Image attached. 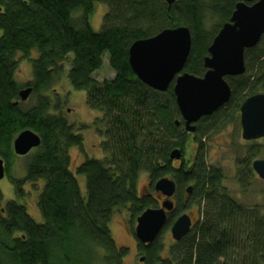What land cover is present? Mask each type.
<instances>
[{
    "label": "trees",
    "instance_id": "1",
    "mask_svg": "<svg viewBox=\"0 0 264 264\" xmlns=\"http://www.w3.org/2000/svg\"><path fill=\"white\" fill-rule=\"evenodd\" d=\"M237 2L178 0L170 6L165 0H0V159L7 162L5 170L18 198L26 194L24 184L44 182L37 202L43 223L15 201L0 215V264H94L100 254L105 264H124L128 252L117 246L110 221L120 210L130 212L136 222L145 210L157 208L154 186L162 178L178 184L176 209L168 214L165 227L186 212L191 204L186 201L193 197L198 198L200 221L174 242L166 258L159 237L148 247L139 243L147 264H264V211L230 197L224 173L207 165L203 142L228 116L234 119L246 99L264 94V35L255 48L246 50L245 74L227 78L232 88L228 104L201 119L194 133L185 129L174 84L166 92L156 91L129 63V50L137 40L187 26L192 47L185 72L203 77L208 48L219 32L206 30L207 15L223 25ZM97 4L108 7L99 33L91 26ZM106 54L115 77L99 82L94 74ZM19 55L32 61L33 79L25 88H32L36 103L29 108L22 106L24 87L14 79ZM66 65L71 86L85 91L88 107L102 116L96 125L103 159L87 160L78 170L86 178V198L69 156L71 148L83 149L84 138L77 126L55 113L59 102L54 107L47 95L64 76ZM26 130L36 133L41 145L20 180L11 177L13 146ZM189 148L191 161L186 158ZM176 149L183 153L177 167L170 159ZM246 171L251 172L250 162ZM144 173L149 183L139 192ZM188 185L194 186L192 194L182 199Z\"/></svg>",
    "mask_w": 264,
    "mask_h": 264
},
{
    "label": "water",
    "instance_id": "2",
    "mask_svg": "<svg viewBox=\"0 0 264 264\" xmlns=\"http://www.w3.org/2000/svg\"><path fill=\"white\" fill-rule=\"evenodd\" d=\"M178 0H166L173 5ZM235 10L210 47L204 60L206 73L197 77L185 72L191 47L192 33L187 26L166 28L157 35L134 42L129 50V63L134 74L147 86L166 92L174 84L176 103L189 133L196 131V124L204 117L212 116L231 99L230 77L245 74L246 50L255 48L264 35V0H237ZM32 88L20 91V99L26 101ZM243 139L264 138V94H257L244 101L240 109ZM180 121L176 122L180 126ZM41 145V138L31 130L23 131L14 141L16 155H28ZM183 153L176 149L170 159L181 161ZM254 171L264 180V160L253 163ZM5 162L0 159V180L5 177ZM154 190L166 197L161 207L145 210L137 220L135 236L139 243H154L166 226L168 214L174 211L173 197L177 185L173 179L162 178ZM193 186L187 188L191 194ZM192 228L191 217L180 216L171 227L176 242L186 237Z\"/></svg>",
    "mask_w": 264,
    "mask_h": 264
},
{
    "label": "rangeland",
    "instance_id": "3",
    "mask_svg": "<svg viewBox=\"0 0 264 264\" xmlns=\"http://www.w3.org/2000/svg\"><path fill=\"white\" fill-rule=\"evenodd\" d=\"M95 8V13L91 18V26L95 32L99 33L102 30L104 17L108 12V7L103 4H97ZM206 19L207 31H215L216 29L220 30L223 26L221 25L220 19L214 18L209 14ZM1 35L2 31H0V37ZM18 60L19 65L14 79L20 84V86L26 89L27 87L25 88V86L33 79L32 61L30 62L29 59H26L21 55L18 56ZM103 60V67L94 74L95 79L99 82L111 80L115 77V72L109 64L108 54H106ZM69 69L70 67L66 65L64 76L59 79L47 95L52 99L54 107L57 102H59L58 111H55V113H61L70 124L77 126L78 133L82 134L84 138L83 149L80 150L78 147H73L69 150V156L70 169L75 174L82 196L86 198V178L78 175L77 169L83 159H103L102 157L104 154L101 148L103 139L98 132L96 125V121L101 119L102 116L99 112L91 110L88 107L86 101L87 93L85 91L75 90L71 86L67 78V72ZM35 103V98L30 96L26 101L22 102V106L24 108H29ZM226 119V124H224L217 132L211 130L208 135L203 138L205 150L207 152V165L217 169L219 168L224 173V186L228 189L230 197L235 199L238 204L247 208L259 207L260 210L264 211V180H262L254 170H252V172L246 171L248 161H254L255 159L264 160V138L252 141H246L243 139L240 111H238L233 121L230 116ZM228 121H232V123H228ZM202 128L204 127L202 126ZM205 129H207V127H205ZM35 149L25 156L15 154L11 169L12 178L20 180L25 179L27 163L30 160V156L35 152ZM250 149L251 151H249ZM191 156L192 153L189 148L188 154L186 155L188 161H191ZM6 165L7 162H5V169ZM5 174V177L0 180V215L4 213V209L9 202L15 201L25 205L29 215L37 223H43L44 220L38 209L37 202L39 195L43 190L44 182L37 184L39 188L29 183L24 184L23 189L26 194L23 198H18L14 185L8 177L6 170ZM148 183V175L145 173L142 174L138 181V191H145ZM244 183L247 184L246 188L242 186ZM177 198L178 195L175 197L176 202ZM181 198H185V195L182 194ZM193 198L186 201L187 206L190 203L191 204L185 213L190 214L196 223L200 221V206L198 204V198ZM180 202L181 204L185 203L182 200L179 201V203ZM160 205L161 204H158V207ZM181 215L182 212L176 217V219ZM172 226L165 227L160 233L158 239V245L162 246L163 257L165 258L169 254V248L175 242L171 234ZM109 227L117 246L127 249L128 253L124 258V264H141L140 259L143 257L142 255H138L134 260H131L136 253L134 238L136 222H132L130 212L125 210L116 212L110 221ZM94 264H105L102 260L101 254L100 258H98Z\"/></svg>",
    "mask_w": 264,
    "mask_h": 264
},
{
    "label": "flooded vegetation",
    "instance_id": "4",
    "mask_svg": "<svg viewBox=\"0 0 264 264\" xmlns=\"http://www.w3.org/2000/svg\"><path fill=\"white\" fill-rule=\"evenodd\" d=\"M238 3V2H237ZM230 20V19H229ZM229 22V21H228ZM227 23V22H226ZM224 25V24H223ZM222 28V27H221ZM220 31V30H219ZM216 37V36H215ZM214 37V38H215ZM242 106V105H241ZM240 109H241V107H240ZM234 111V110H233ZM233 113V112H232ZM238 113V112H237ZM236 116V115H235ZM232 121H233V119H232ZM232 121L230 122V121H228V123H232ZM240 121H241V119H240ZM247 141V140H246ZM252 147V146H251ZM79 148V147H78ZM253 148V147H252ZM251 148V149H252ZM80 149V148H79ZM251 149L249 150V151H251ZM81 150V149H80ZM87 160H96V159H88V158H86L85 160L83 159V161H82V163L79 165V168L77 169V173H78V170L80 169V167L87 161ZM257 159H255L254 161H248V162H255ZM5 162V161H4ZM253 163H251V172H252V170H254V168H253ZM174 164H175V166L177 167L179 164H180V161H176V162H174ZM78 175H80V176H82L81 174H78ZM176 185H177V192H176V194L174 195V197H173V202H174V205H175V207H174V210L176 209V205H177V202L175 201V197L177 196V193H178V184L176 183ZM189 186H192V185H188V186H186L185 188H184V194H185V197L186 198H188L187 196H190L191 194H188L187 193V188L189 187ZM193 188H194V186H193ZM157 195H159L158 196V202H159V204H161L162 205V203L165 201V199H166V197L165 196H163L161 193H156ZM161 205L159 206V207H161ZM184 214H187V215H189L190 217H191V215L190 214H188V213H183L182 215H184ZM181 215V216H182ZM179 218V217H178ZM177 218V219H178ZM137 220H138V218L136 219V226H137ZM191 220H192V228L195 226V220L191 217ZM176 221V220H175ZM175 223V222H174ZM173 223V224H174ZM192 228H191V230H192ZM135 230H136V228H135ZM134 238H135V250H136V253H135V255H134V257H133V259H131V260H134L138 255H142L143 257L140 259V263L141 264H147V262H148V260H147V256L145 255V254H143L141 251H140V244H139V242L137 241V239H136V236H135V233H134ZM142 246H144V247H148L149 245H143L142 244ZM124 263V262H123Z\"/></svg>",
    "mask_w": 264,
    "mask_h": 264
}]
</instances>
